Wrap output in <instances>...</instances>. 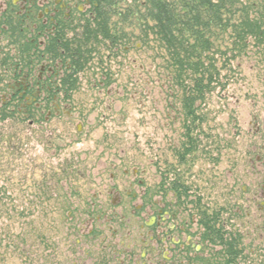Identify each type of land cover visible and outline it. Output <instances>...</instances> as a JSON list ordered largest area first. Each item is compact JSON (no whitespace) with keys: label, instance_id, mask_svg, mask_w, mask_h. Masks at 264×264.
Masks as SVG:
<instances>
[{"label":"rangeland","instance_id":"rangeland-1","mask_svg":"<svg viewBox=\"0 0 264 264\" xmlns=\"http://www.w3.org/2000/svg\"><path fill=\"white\" fill-rule=\"evenodd\" d=\"M118 1L109 29L121 47L108 51L113 45L102 41L89 46L93 52L85 68L67 79L75 88L58 101L33 104L34 124L0 101V264H76L87 252L78 242L85 243L89 219L118 216L116 184H134L133 193L152 190L161 197L164 181L173 180L176 171L186 174L190 187L197 173L207 179L211 165L203 150L194 166L190 159L178 166L175 152L191 126L202 147L208 137L222 146L226 141L233 167L243 160L256 124L264 122V37L232 53V29L212 31V49L202 59L207 68L215 60L213 73L219 77L195 103V117L187 119L167 53L147 29L152 23L145 1L137 0L131 15L133 0ZM241 2L264 6V0ZM77 32L75 39L82 33ZM39 69L31 73L32 84ZM57 72L54 81L65 79L62 68ZM38 86L45 98V86ZM226 161L219 170L226 169ZM110 226L104 234L116 233L119 242V225ZM100 250L88 251L97 256Z\"/></svg>","mask_w":264,"mask_h":264},{"label":"flooded vegetation","instance_id":"flooded-vegetation-1","mask_svg":"<svg viewBox=\"0 0 264 264\" xmlns=\"http://www.w3.org/2000/svg\"><path fill=\"white\" fill-rule=\"evenodd\" d=\"M95 1L0 0L3 107L13 106L34 124L33 104L58 101L61 80L53 79L67 65L59 58V43L75 40L80 20L94 16ZM37 67L38 80L32 84ZM41 84L45 98L38 89ZM196 130L191 126L186 132L176 159L178 166L190 161L194 166L196 153L203 150L211 165L207 179L197 173L190 187L186 174L176 171L173 180H167L171 184L164 181L161 197L152 190L133 193L134 184H116L112 195L118 216L89 219L85 243L78 242L87 252L76 264H264V122L256 124L243 160L239 164L236 159L233 167L225 153L227 142L222 146L208 137L202 147ZM224 157L227 165L221 171ZM114 222L120 228L119 242H114L116 233L105 235ZM98 246L102 250L93 256L88 250Z\"/></svg>","mask_w":264,"mask_h":264},{"label":"trees","instance_id":"trees-1","mask_svg":"<svg viewBox=\"0 0 264 264\" xmlns=\"http://www.w3.org/2000/svg\"><path fill=\"white\" fill-rule=\"evenodd\" d=\"M144 1L147 18L152 23V27L147 26V29L167 53L169 67L174 73L173 82L184 93L181 103L184 114L187 119L195 117V103L200 101L203 91L219 77L217 73H213L212 62L215 60L208 61L207 68L206 60L202 59L203 52L212 49V31L226 32L229 28L232 29V53L248 47L252 41L262 42L260 39L264 37V6H244L242 0ZM118 3V0H96L93 9L95 14L85 20L80 37L72 43H59V58L67 65L62 68L65 79L57 84L58 91L69 92L75 88V81L69 82L67 79L73 80L85 68L84 63H87V58L93 52L88 50L89 46L103 42L104 45H113L108 51L117 46L121 47V41L109 29L111 7ZM136 7L138 8L137 0H133V8L130 6L127 12L130 15L135 13ZM235 14L240 15L237 21L232 20ZM232 21V26L228 27ZM225 62L232 61L227 58Z\"/></svg>","mask_w":264,"mask_h":264},{"label":"bare ground","instance_id":"bare-ground-1","mask_svg":"<svg viewBox=\"0 0 264 264\" xmlns=\"http://www.w3.org/2000/svg\"><path fill=\"white\" fill-rule=\"evenodd\" d=\"M86 19H87V18H86ZM86 19H85V20H86ZM81 27H83V26H81Z\"/></svg>","mask_w":264,"mask_h":264}]
</instances>
